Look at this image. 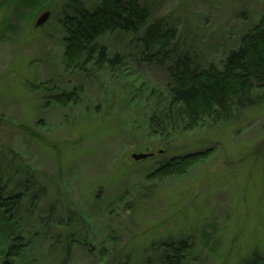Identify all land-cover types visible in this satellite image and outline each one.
<instances>
[{
	"label": "rangeland",
	"instance_id": "rangeland-1",
	"mask_svg": "<svg viewBox=\"0 0 264 264\" xmlns=\"http://www.w3.org/2000/svg\"><path fill=\"white\" fill-rule=\"evenodd\" d=\"M98 2L84 1L89 8ZM141 2L149 23L162 20L176 30V43L201 66H221L264 17V0ZM65 3L0 0V146L47 185L34 212L24 214L26 228L38 233L31 235L27 264H163L161 243L182 240L190 243L182 264H243L253 257L264 264V92L195 130L150 136V104L136 103L135 84L129 85L165 89L170 64L151 62L134 36L116 31L100 43L127 57L132 77L93 66L73 72L63 58ZM46 11L50 18L36 27ZM75 87H81L79 103L62 107L52 100ZM66 141H78V149ZM207 150L184 175L152 176L175 156ZM134 153L154 155L136 161ZM77 213L86 218L75 221L81 232L68 249L65 236L59 238L63 226L54 223Z\"/></svg>",
	"mask_w": 264,
	"mask_h": 264
},
{
	"label": "trees",
	"instance_id": "trees-1",
	"mask_svg": "<svg viewBox=\"0 0 264 264\" xmlns=\"http://www.w3.org/2000/svg\"><path fill=\"white\" fill-rule=\"evenodd\" d=\"M34 1L24 0V4ZM84 1L66 0L62 7L63 58L68 69L86 73L90 66L108 68L111 74L123 76L127 81L133 75L127 57L100 43L102 37L116 31L134 36L151 62L158 59L170 64L167 69L169 84L165 89L154 86L145 89L144 85L136 86L137 82L129 85L135 84L132 99L136 103L146 100L150 104L145 121L148 135L167 139L179 131L195 130L207 118L221 119L229 116L235 106L254 104L257 102L254 93L257 90L264 92V17L241 35L238 45L223 58L221 66L213 62L201 66L176 43V30L170 29L162 20L149 23L150 10L141 0H98L93 8L86 6ZM39 87L44 86L40 84ZM80 97L81 87H75L51 98L57 105L67 107L79 103ZM18 126L30 138L39 137L33 128L24 124ZM68 142L64 145L78 149V141ZM209 154L210 150L175 156L152 176L184 175L190 166ZM8 165L14 167L13 171L5 170ZM32 171L28 163L12 160L0 146V264H27L30 261L27 255L32 253L34 246L31 235L38 237V233H31L32 230L26 228L24 214L34 212L47 188L40 173ZM81 215L84 216L77 213L66 224L53 221L57 227L63 226L59 238L65 236L68 249L77 242L81 232L79 223L75 222ZM43 222L48 225L51 221L43 219ZM88 238L81 242L85 247ZM189 247L186 240L161 243L158 260L163 264H182ZM260 262V258L253 257L243 264Z\"/></svg>",
	"mask_w": 264,
	"mask_h": 264
},
{
	"label": "water",
	"instance_id": "water-1",
	"mask_svg": "<svg viewBox=\"0 0 264 264\" xmlns=\"http://www.w3.org/2000/svg\"><path fill=\"white\" fill-rule=\"evenodd\" d=\"M51 16V12L50 11H46L44 13H42L39 18L37 19V22H36V27H40L42 25H44L48 19L50 18ZM154 153H134L132 155L133 159L136 160V161H140V160H143V159H146L148 157H151L153 156Z\"/></svg>",
	"mask_w": 264,
	"mask_h": 264
}]
</instances>
